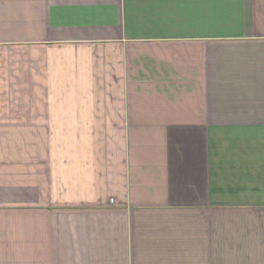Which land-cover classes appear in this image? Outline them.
<instances>
[{
	"label": "crops",
	"instance_id": "0c3cea01",
	"mask_svg": "<svg viewBox=\"0 0 264 264\" xmlns=\"http://www.w3.org/2000/svg\"><path fill=\"white\" fill-rule=\"evenodd\" d=\"M0 264H264V0H0Z\"/></svg>",
	"mask_w": 264,
	"mask_h": 264
},
{
	"label": "rangeland",
	"instance_id": "374dc122",
	"mask_svg": "<svg viewBox=\"0 0 264 264\" xmlns=\"http://www.w3.org/2000/svg\"><path fill=\"white\" fill-rule=\"evenodd\" d=\"M55 133V135H57L58 134V132H54ZM21 134H22V136H23V140H28V132H21ZM24 144L26 145H28V143H27V141H25L24 142ZM41 149H42V147H41ZM2 181V180H1Z\"/></svg>",
	"mask_w": 264,
	"mask_h": 264
}]
</instances>
